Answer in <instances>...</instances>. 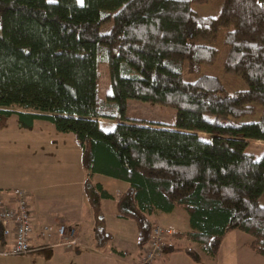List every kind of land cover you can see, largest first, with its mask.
<instances>
[{
    "label": "trees",
    "instance_id": "trees-1",
    "mask_svg": "<svg viewBox=\"0 0 264 264\" xmlns=\"http://www.w3.org/2000/svg\"><path fill=\"white\" fill-rule=\"evenodd\" d=\"M207 2L0 0V120L16 114L30 128L44 119L74 135L98 247L112 238L99 208L111 194L92 181L103 174L128 183L118 215L134 220L139 247L154 225L150 216L178 207L189 229L172 238L196 243L210 261L231 229L251 235L248 246L264 257V152L255 159L247 151L250 141L264 142V0H224L217 18L194 11ZM222 28L223 70L247 85L232 95L215 75L183 78L184 65L199 73L215 62ZM101 64L110 90L104 98ZM129 99L174 108V122L127 116Z\"/></svg>",
    "mask_w": 264,
    "mask_h": 264
},
{
    "label": "crops",
    "instance_id": "crops-1",
    "mask_svg": "<svg viewBox=\"0 0 264 264\" xmlns=\"http://www.w3.org/2000/svg\"><path fill=\"white\" fill-rule=\"evenodd\" d=\"M129 107L128 100L127 116L134 117L128 114ZM81 157L82 148L74 135L57 131L48 120L35 119L30 128L20 127L16 114L0 120V190L12 204L16 189L27 192L34 227L26 253L13 252L12 234L0 239V264H136L140 261L144 246L137 244L136 224L130 218L119 217L117 209V199L128 183L103 174H94L92 181L99 182L111 194L100 199L99 208L105 230L112 238L104 247L96 245L95 215L84 189L86 174ZM179 218L186 220V227L180 229L172 221ZM150 219L173 232L189 229L188 215L178 207L170 213L151 215ZM45 223L64 225L68 237L59 238L54 232L49 238L41 237L37 230ZM251 239V235L239 229L227 231L212 262L196 243L171 237L168 243L175 249L167 252L164 248L151 264H264V257L248 246ZM185 248L199 252L201 260L194 261Z\"/></svg>",
    "mask_w": 264,
    "mask_h": 264
},
{
    "label": "rangeland",
    "instance_id": "rangeland-1",
    "mask_svg": "<svg viewBox=\"0 0 264 264\" xmlns=\"http://www.w3.org/2000/svg\"><path fill=\"white\" fill-rule=\"evenodd\" d=\"M49 1H54V0H49ZM79 2L80 4H82L83 0H79ZM223 2L224 0H208V2L204 4H194L193 9L195 12H197L203 17L217 18L222 8ZM111 28H112V23H108L107 25L102 27L101 32L107 33L111 30ZM224 35H225V29L222 28L218 33V38L216 41V47L220 49V53L217 54L215 62L212 63L211 65L202 64L199 73H189L187 71L186 65H184L183 78L185 80H194L201 73L215 75L219 77L220 80L223 82L226 91L232 95L238 90L246 89L247 85L244 82V80L241 79L237 74L227 73L223 70L224 59L225 56H227V52H228V48L224 47L222 44L224 40ZM99 93L102 98H104L107 94L110 93L107 66L104 64H101L99 67ZM129 101H130V107L128 114H130V116L142 117L145 120L151 122H160V123L174 122V117H175L174 108L160 104L140 101L136 99H129ZM257 117L258 116L255 115L250 119L255 120ZM101 126L103 127L104 130H109L111 128L110 127L111 123L104 120L101 123ZM247 151L251 152L255 159H258L264 152V142L250 141L247 147ZM258 202L260 205H264V192L258 198ZM169 218L175 219V217L173 216H169ZM172 221L175 223V225L178 224L180 229L186 227L185 219L183 220L179 218L176 221L175 220Z\"/></svg>",
    "mask_w": 264,
    "mask_h": 264
},
{
    "label": "built area",
    "instance_id": "built-area-1",
    "mask_svg": "<svg viewBox=\"0 0 264 264\" xmlns=\"http://www.w3.org/2000/svg\"><path fill=\"white\" fill-rule=\"evenodd\" d=\"M27 196L25 190L16 189L13 197L14 204H12L6 200L5 194L0 190L2 236L8 237L12 234V250L14 253L19 254L28 252L30 237L34 231ZM53 232L59 238L68 237L64 225L53 226L45 223L37 230V233L43 238H49ZM172 234L173 230L170 227L155 223L144 245V254L136 264H151L163 253V246L169 242Z\"/></svg>",
    "mask_w": 264,
    "mask_h": 264
}]
</instances>
